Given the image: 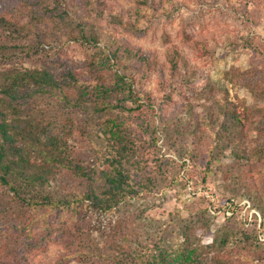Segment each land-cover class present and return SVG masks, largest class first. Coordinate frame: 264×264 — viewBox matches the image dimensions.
Wrapping results in <instances>:
<instances>
[{
  "label": "rangeland",
  "instance_id": "rangeland-1",
  "mask_svg": "<svg viewBox=\"0 0 264 264\" xmlns=\"http://www.w3.org/2000/svg\"><path fill=\"white\" fill-rule=\"evenodd\" d=\"M34 69L63 91L25 78L10 99L8 74ZM118 76L130 95H92ZM0 111L28 141L26 175L50 135L87 169L111 128L134 146L111 209L57 164L0 180V264H118L175 248L179 226L198 264H264V0H0Z\"/></svg>",
  "mask_w": 264,
  "mask_h": 264
},
{
  "label": "trees",
  "instance_id": "trees-1",
  "mask_svg": "<svg viewBox=\"0 0 264 264\" xmlns=\"http://www.w3.org/2000/svg\"><path fill=\"white\" fill-rule=\"evenodd\" d=\"M9 82L5 85V94L10 99H15L18 91L21 93L28 90L21 89L19 86L24 79L33 82L40 90L54 92L56 89L63 91V84L56 79L53 74L47 70H26L25 72H10L8 74ZM127 89V90H126ZM112 90H118L130 95L132 93L131 84L124 77L118 76L111 86L105 84H95L92 95L106 98L110 96ZM91 95V96H92ZM66 96L63 92L62 97ZM65 100L67 98L65 97ZM105 105V104H102ZM22 132L13 127L6 118V115L0 111V180L10 183L9 178L13 175L17 177L25 176L27 182L37 179L40 183L46 181L50 165H60L77 177L86 180V197L90 199L91 204L100 209H111L118 205L125 194V187L128 183V171L124 163H128L131 157H134V146L132 141L126 137L118 127L110 129V139L106 146L107 153L102 158L106 161L104 168L97 169L98 162H93L89 169L80 162H75L64 154L66 147L60 142L61 138L57 135H50L49 142L51 149L41 152L46 153L45 160L47 165L42 167V171L36 175L25 174L24 163L29 160V155L25 152L26 140L21 144H15V139ZM30 137H32L30 135ZM27 138V137H26ZM101 160V162H103ZM97 169V170H96ZM19 173V174H17ZM116 226L122 225L123 220H117ZM180 240L175 248H169L164 241L159 242L150 252L144 251L140 255L129 253L118 260V264H198L203 261L200 254V243L192 239V226H179ZM124 254V255H125ZM131 255L134 258H131ZM4 257H0L3 259ZM1 264H11L5 261Z\"/></svg>",
  "mask_w": 264,
  "mask_h": 264
}]
</instances>
